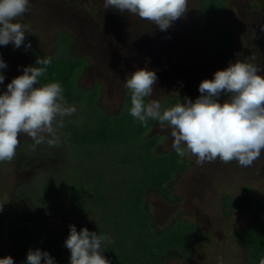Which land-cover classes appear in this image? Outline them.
<instances>
[{"label": "rangeland", "instance_id": "374dc122", "mask_svg": "<svg viewBox=\"0 0 264 264\" xmlns=\"http://www.w3.org/2000/svg\"><path fill=\"white\" fill-rule=\"evenodd\" d=\"M41 1L31 22L21 23L28 26L25 35H35L41 55L52 56L40 82L58 81L76 112L57 128V145L33 149L32 139L21 134L15 156L0 162V229H5L0 230V256L11 255L14 264H22L30 248H40L57 264H68L64 240L72 223L77 231L86 226L111 238L104 252L110 264H135L138 255L118 247L137 235L143 213L146 228L155 221L160 235L169 234L168 227L180 219L201 231L189 251L169 245L175 249L160 255L167 243L156 245L152 237L155 246L142 254L134 249L146 264H259L264 257V151L249 167L218 158L197 164L190 153L178 156L170 129L151 119L141 124L129 114L125 80L135 68L155 70L158 79L146 102L157 99L168 107L185 96L194 100L199 82L235 62L236 53L259 64L264 75V0H188L184 15L166 31L103 9L102 0ZM60 29L71 31L73 40L58 37ZM12 49L19 55L16 75L40 56L23 44ZM143 168L150 169L154 183L148 181L141 192L142 210L137 194ZM171 169L172 180H161ZM167 187L170 192L162 190ZM80 197L87 201L81 207ZM124 225L130 229L115 230ZM105 226L112 231L101 232ZM205 232L211 233L210 241ZM51 237L58 243L52 249Z\"/></svg>", "mask_w": 264, "mask_h": 264}, {"label": "clouds", "instance_id": "9594fccd", "mask_svg": "<svg viewBox=\"0 0 264 264\" xmlns=\"http://www.w3.org/2000/svg\"><path fill=\"white\" fill-rule=\"evenodd\" d=\"M103 9L134 15L150 21L159 30L166 31L182 17L188 0H102ZM30 0H0V46L12 44L19 48L25 42L28 26L17 18L28 10ZM230 62L214 71L212 78L199 82V95L193 100L185 96L171 106L162 107L157 99L146 102L153 94L158 77L155 70L135 68L125 80L130 91L129 114L145 124L148 119L170 129L172 149L178 156L186 153L196 157V163L236 161L249 167L264 151V75L260 65L250 59ZM52 63V56H37L35 63L23 66L0 91V162L15 156L21 134L29 136L35 147L47 143L50 147L60 142L57 128L63 119L76 112V106L67 102L58 81L41 83L40 78ZM6 62L0 57V84L4 83ZM224 96L221 102V96ZM55 124V127H54ZM3 204H0L2 210ZM111 243L106 234H98L75 224L68 225L64 246L69 250L68 264H110L104 252ZM0 264H14L11 255L0 256ZM24 264H57L47 250L30 248ZM259 264H264L261 257Z\"/></svg>", "mask_w": 264, "mask_h": 264}, {"label": "trees", "instance_id": "16d2710c", "mask_svg": "<svg viewBox=\"0 0 264 264\" xmlns=\"http://www.w3.org/2000/svg\"><path fill=\"white\" fill-rule=\"evenodd\" d=\"M60 32H62V31H60ZM71 37L67 41H72L73 40V36H71ZM27 42H30V41H27ZM30 44H31V42H30ZM41 56H44V55H41ZM82 59L87 62L86 58L82 57ZM67 60H70V59H67ZM76 80H77V78H76ZM121 125H122V123H121V121H119V126H121ZM148 155H150V154H148ZM169 164L171 166H175V167L178 166V163H173V164L169 163ZM169 164H168V167H169ZM167 169H169V168H167ZM172 175H174V172L172 171V169H171V172H168L167 170H165V171H163V173L161 175L162 176L161 180H163L164 178L170 179ZM142 176H143L142 177L143 181H141L142 183H140V185H139V188H138L139 192H138L137 196L140 199L141 208L143 210V209L146 208V204L141 201L142 200L141 192L144 189L145 184L148 181L151 182L153 179H152L151 171H150L149 168H146V169L143 168ZM132 180H135V179H132ZM170 180H172V179H170ZM156 181H157V179H156ZM152 183H154V182L152 181ZM155 184H156V186H158L157 183H155ZM247 187H249V186H247ZM162 190L163 191L168 190V192H170L171 188L170 187L162 188ZM246 196H248V194H246L245 197ZM97 198L100 200V198L103 199L104 197H101V195H98ZM78 199L80 200V204H79L80 207H81V205H83L84 203L87 202L82 197H80ZM230 199H232V198H230ZM173 200H174V195H173L172 201ZM241 200H243V201H241L243 203H246V201H247V199H244V196L242 197ZM232 202H234L233 199H232ZM144 212L146 213V215L148 217H150L148 211H144ZM140 219H141V222H139V224L137 223L136 226H135L136 228H139V230L137 231V235L133 234V237L128 239V240H130L131 244L129 243L128 245H126L124 243L122 245H119L120 247H118L120 252H123L124 254L126 252V254H128L131 257H132V253H134V255H138L135 258V262H134L135 264H146L147 259H144L142 256H140V254L137 253V251H134V249H138L139 250L138 252H140L142 254V253H144L143 250H142L143 248H150L152 246H155L154 243H153V245L151 243V238L152 237L157 240V244L156 245H158L162 241L167 243L166 245L160 247V248H163L162 249L163 252H159V255H160V254H163V253H166V252L167 253H171L170 250H174L175 249L174 247H170L169 245H171V246L181 245L182 247H185L183 249H185L186 251H189L191 249L190 246H193L194 242L197 241L196 238H198L199 234L201 233V231L199 230V228L197 227L196 224H194L192 222L184 221L183 219H180L178 221V223L168 227V228H171V229H169L170 232H167L169 234H166V233L162 232L161 235H160L159 230L156 228L155 221H154V223H152V225H150V228L147 229L146 228V225H147L146 224V218L144 217L143 213H141ZM150 219H151V217H150ZM123 227H124V229H130L126 225H124V226H121V227H116L115 230L119 231ZM0 230L4 231L5 229L2 228ZM97 230H98V228H97ZM106 231H112V226H110L108 229H107V226H105V228L103 230H101V232H106ZM134 231L135 230H133V232ZM248 231L249 232L247 234L251 235L250 230H248ZM44 234L48 236V232H44ZM56 234L57 233H55L54 236L58 239L59 236L57 237ZM204 239H206L207 241H210L211 240V233L210 232H205L204 233ZM204 239L201 238V240H204ZM56 245H58V243L55 241V238L51 237V239L48 240L49 248L52 249ZM130 245H133V247L130 246ZM167 246H169V247L167 248ZM109 251H111V250H109ZM178 256L181 257V258L184 257L181 254L180 255L178 254ZM188 258H190L189 254L186 255L185 259H188ZM22 264H24V263H22Z\"/></svg>", "mask_w": 264, "mask_h": 264}, {"label": "flooded vegetation", "instance_id": "af4514ba", "mask_svg": "<svg viewBox=\"0 0 264 264\" xmlns=\"http://www.w3.org/2000/svg\"><path fill=\"white\" fill-rule=\"evenodd\" d=\"M40 1L41 0H30V4H29V7H28V10L26 11V13L22 17L17 18V19L20 22H23V21L31 22V19L34 17V16H32V14L34 13V10L36 8H38V4H42L41 3L42 1L41 2ZM226 6H227V4H226ZM111 11L113 12L114 10L111 9ZM35 16H37V15H35ZM60 31H62V32H60ZM61 35H63L64 37H67V40L71 36H73L71 31H68V30H65V29H60L58 31V37H60ZM27 39H28V41L31 42V47L30 48H31V50H33L32 51V55L36 54V55H40L41 56L42 53L40 51V48H37L36 45H35L36 42H37L35 35L27 34V35H25V42H27ZM60 42H62V41L60 40ZM12 47L13 46H12L11 43H9L8 45H5V46H0V57H2L4 59V61L6 62V65H7V67L3 70L5 79H4V83L0 84V91L5 90L6 84L8 82H10V80L14 76H17L16 75V71L18 70V66H19V64H18L19 55L17 54V49L14 50V49H12ZM17 73H18V71H17Z\"/></svg>", "mask_w": 264, "mask_h": 264}]
</instances>
